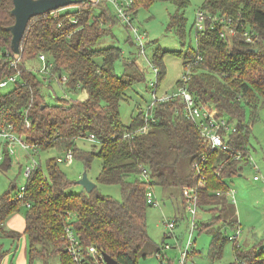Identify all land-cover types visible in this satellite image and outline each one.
Listing matches in <instances>:
<instances>
[{
    "label": "trees",
    "instance_id": "obj_1",
    "mask_svg": "<svg viewBox=\"0 0 264 264\" xmlns=\"http://www.w3.org/2000/svg\"><path fill=\"white\" fill-rule=\"evenodd\" d=\"M107 1L83 0L33 16L20 41V52L16 53L10 29L15 22L13 0H0V82L20 72L11 88L0 86V124L13 125L15 132L38 150L71 149L74 157L83 160L85 171L99 157L102 165L98 181L118 184L122 192V198L115 199L101 193L96 185L91 192L74 193L70 191L72 182L59 167L63 162L58 161L60 156L50 157L46 171L39 164L29 174L23 197L11 195L14 183L0 194V239L7 231L8 219L26 205L24 233L29 238L31 259L40 257L47 264L50 257L57 256L59 264H76L64 237L65 225L70 223L85 245L97 244L121 264H138L139 258L160 249L147 229L146 210L150 205L146 202L147 186L142 180L129 181L130 175L146 167L162 187L193 186L203 175L205 182L199 188L197 205L209 213L217 210L208 220L200 219L196 226L200 229L206 226L212 234L210 264H264L262 240L237 246L227 233L228 228H238V218L233 202L226 195L228 185L223 178L241 172L242 163L230 160L217 174L226 153L204 143L195 124L176 112L180 99L157 103L151 110L155 121L148 131L125 136L127 130L145 124L144 111L125 124L120 102L130 97L137 83L147 81L146 71L132 58L124 62L123 71L118 73L116 62L122 49L115 44L97 45L110 31V25L120 22ZM154 1L132 0L128 8L132 23L138 9ZM174 2L178 8L170 15L169 29L184 35L183 10L188 0ZM204 8L212 14L235 17L241 11L259 34L256 44L250 45L242 39H224L217 27L207 26L196 30V48L173 52L184 64L201 54L202 59L192 69L189 89L198 103L216 108L230 121L236 120L237 128L230 133L229 143L232 149L247 154L254 121L246 120V110L250 108L254 119L260 100L264 101V0H206ZM125 27L129 28L127 24ZM129 39L135 42L131 35ZM252 47H258V51H252ZM41 52L53 63L46 80L27 66ZM167 53L156 48L154 62L149 61L160 68L158 87L165 73ZM63 73L68 75L69 89L74 94L84 93L85 98L68 100L55 94L54 75ZM147 83L151 88L149 80ZM48 98L55 99L49 102ZM92 133L99 147H81L79 140ZM2 149L5 158L2 167L6 169L11 165V156L5 144ZM196 161L201 164L200 170L193 167ZM186 162L188 171L183 168ZM219 220L220 227L216 228ZM9 231L6 236L14 239L21 234ZM228 243H232L234 255L240 261L237 258L220 261ZM1 251L0 247V256Z\"/></svg>",
    "mask_w": 264,
    "mask_h": 264
},
{
    "label": "rangeland",
    "instance_id": "obj_2",
    "mask_svg": "<svg viewBox=\"0 0 264 264\" xmlns=\"http://www.w3.org/2000/svg\"><path fill=\"white\" fill-rule=\"evenodd\" d=\"M125 1L126 0H119V2ZM107 3L110 9L116 12L114 2L108 0ZM205 3L206 0H188L183 10L185 17L184 35L178 34L173 29H169L170 15L178 8L174 0H155L147 7H140L133 19V24L135 27L139 28L141 33L146 35L144 39V54H139L137 42L132 43L130 41V35L134 38L133 32L130 28H126L125 24L122 22L111 24L110 31L98 41L97 45L105 46L115 44L122 49V56L116 62V71L118 73L123 71L124 62L126 60L130 61L132 58H136L137 62L146 71L147 81L150 79L156 80V74L149 64V61L154 62V49L159 48L162 51L168 52L164 57L165 73L160 80L157 94L161 95L165 90H175L179 78L186 71V66L183 63V59L173 52L184 53L192 48H196L197 33L195 27H193L195 13L198 8H204ZM68 6H72V4ZM96 9L100 10L102 7H96ZM27 66L39 77L44 76V74L40 72L42 62L38 57L28 61ZM147 81L145 80L137 83L130 92V97L120 102V113L125 124L131 123L132 116L138 115L141 108L146 109L154 100V88H150ZM12 86L13 84L9 83L6 89ZM52 86L57 96L64 92L59 83L52 82ZM72 97L83 99L85 98V94L79 93L72 95ZM54 99L55 98H48L49 102H52ZM246 120L249 122L254 121L249 136L248 148L250 149L252 159L257 162L264 175L263 100L259 102L257 116L254 119L250 108H247ZM234 122H236V120H234ZM78 144L86 149H95L99 147L98 142L89 138L79 140ZM65 154L66 152H64V150H34L33 148L24 150L20 146L16 147V151L10 154V167L3 169L2 165L5 163V158L0 142V194L10 189L11 183H14L16 187L11 190V195H18L21 186H24L27 182L26 170L34 159L41 165L43 171H46V161L48 158L57 156L64 157ZM101 165V159L96 157L87 170L89 178L96 182L101 193L115 199H121L122 192L120 185L104 184L98 181ZM59 167L72 182L70 191L74 193L86 191L85 188L78 183V179H80L85 171V165L82 159L74 157L72 163L63 161L59 163ZM183 168L188 171L190 168L189 162H186ZM253 175L254 169L250 165H247L241 176H227L223 179L227 185L231 186L236 191V203L234 206L236 208L238 226L241 228L239 243L244 246L252 245L257 240H262V242H264V184L261 180H255ZM141 177L139 173L132 174L129 176V181H140ZM185 187L186 186L183 185L182 189H180L177 186L171 185L166 187H162L158 183L154 185L155 195L159 204L149 205L147 207L148 233L158 246H162L164 242H166L171 247L167 250V255L164 256L163 259L158 257L157 253H152L148 254L146 257L139 258L138 264H162V261L167 264H181L178 259V248L175 246L177 243H181L182 245L186 243L190 235V221H192L193 217V214L188 210L186 205ZM27 209V206L23 205L20 210L7 221L10 226L6 225L7 231L0 239V247L2 248V256H0L1 264H46L40 257L33 259L30 257L29 238L24 233V222ZM206 211L198 208V220H208L212 216L211 214H214L217 210H213L212 213ZM172 221H175V226L171 228L168 226V222ZM220 224V220L217 221L216 228L220 227ZM11 229L21 233L17 239L6 236ZM227 231L229 235H233L236 229L228 228ZM193 238L195 242V251L193 253L191 252V255H195H192L193 257L188 260L187 264H210L211 259L208 256V250L212 234L208 231L206 226L204 229L203 227L202 229L196 227L193 232ZM234 258L235 255L232 243H228L225 246L220 261L230 262L234 261ZM47 264H59V258L57 256L50 257Z\"/></svg>",
    "mask_w": 264,
    "mask_h": 264
},
{
    "label": "built area",
    "instance_id": "obj_3",
    "mask_svg": "<svg viewBox=\"0 0 264 264\" xmlns=\"http://www.w3.org/2000/svg\"><path fill=\"white\" fill-rule=\"evenodd\" d=\"M96 2L103 0H94ZM116 7V14L120 18V22L127 24L128 27L132 30L134 35L135 42L138 43L139 54L145 53V37L146 35L141 33L137 27L132 23V17L130 12L128 11L129 5L132 0H126L125 2H119V0H112ZM76 21V20H75ZM207 26L209 28L217 27L219 29V34L224 39H242L250 45H254L259 38L258 31L248 22L243 13L239 11L238 15L232 16L227 14H212L206 8H198L195 13V28L196 30H203ZM39 60L42 62V68L40 72L44 74V79L46 80L48 76L51 74L50 67L53 65L52 62L49 61L47 54L44 52L39 53ZM202 59L201 54H198L196 59L192 61H188L185 63L186 71L182 74V76L178 80V84L175 90L165 91L161 95H158V74L160 72V68L152 63H149L156 74V80L150 79L149 85L154 88V100L148 105L146 109H142L140 111H144V119L145 124L138 127L136 130H127L125 133L126 137L133 136L134 134L147 132L150 128L151 122L155 121L154 115L151 110L156 106L157 103L167 102L173 99H180L181 105L176 109L177 113L184 115L186 118L190 119L202 137V141L210 146L213 150L223 151L226 153V157L221 162L222 165H219L216 172L220 173L222 166H224L230 160H236L237 162L246 163L250 165L254 169V179L261 180L264 183V175L261 172V169L257 162L252 159L251 153L245 154L241 150H234L230 146V133L236 130V122L230 121L229 117L222 116L218 112L216 108L209 107L203 103H198L195 99L194 94L189 89V80L191 78V72L196 63ZM20 72L12 74L4 78L0 82L1 87L8 86L9 83H14L19 77ZM55 81L59 83L63 88V93L59 95L60 98L75 100L78 97H72V95H76L69 89L70 87L67 85L68 75L67 73H63L61 76L54 75ZM27 124L30 125L31 122L26 120ZM89 139L95 140V135L92 133L88 136ZM0 142L1 145L5 144L8 148L9 153H14L16 151V147H20L24 150H28L29 148H33L34 150L37 147H31L29 143L23 138L22 135H18L13 125L11 124H0ZM74 158L73 151L69 149L65 156L58 157V161H66L68 163H72ZM39 166V163L36 159L33 160L32 164L26 170L27 177L29 174ZM201 164L196 161L193 164V167L200 170ZM200 173V172H199ZM139 174H141V180L147 186L146 189V202L150 205L159 204L158 199L155 195L154 185L156 184V177L152 174L151 170L146 167H143ZM205 180L203 175H201L198 179L196 185L186 186L184 188V193L186 196V205L188 210L193 214L192 221H190V235L187 239L186 243L182 245L181 243L176 244V248H178V256L181 264H187L192 248L195 246L193 232L196 229L198 220V205L197 198L199 188L204 184ZM25 185L21 186L20 191L18 193V197L21 198L24 196ZM236 191L229 186L226 194L231 197L232 202L236 203L235 197ZM169 227L175 226V221L168 222ZM173 234V233H172ZM241 234V228L238 226L236 232L231 235V238L235 241L237 246H240L239 236ZM67 242V250L70 254L72 260L76 264H106L102 255V250L99 249L97 244H89L85 245L78 234L75 232L73 226L68 223L65 225V235ZM193 246V247H192ZM170 245L166 242L160 249L156 252L158 257L163 259L164 256L167 255V250L170 249ZM235 258L239 261L240 259L235 254ZM162 264H167L162 261Z\"/></svg>",
    "mask_w": 264,
    "mask_h": 264
},
{
    "label": "water",
    "instance_id": "obj_4",
    "mask_svg": "<svg viewBox=\"0 0 264 264\" xmlns=\"http://www.w3.org/2000/svg\"><path fill=\"white\" fill-rule=\"evenodd\" d=\"M81 1L83 0H13L14 7L12 9V14L15 16V22L10 26V29L12 32V48L14 52H20V41L29 20L33 16ZM251 50L256 52L258 51V47H252ZM48 95L51 96L52 92L50 91ZM78 183H80L87 192H91L97 185L96 182L89 178L87 171L83 172L80 179H78ZM102 255L106 264H121L106 251H102Z\"/></svg>",
    "mask_w": 264,
    "mask_h": 264
},
{
    "label": "crops",
    "instance_id": "obj_5",
    "mask_svg": "<svg viewBox=\"0 0 264 264\" xmlns=\"http://www.w3.org/2000/svg\"><path fill=\"white\" fill-rule=\"evenodd\" d=\"M177 84H178V82H177ZM165 91H170V90H165ZM165 91H164V92H165ZM246 166H247L246 163H242V171L239 172V173L237 174V176H238V175H240V176L242 175L243 170L245 169ZM226 177H227V176H226ZM223 179H224V178H223ZM263 184H264V183H263ZM226 185H227V184H226ZM228 188H229V185H228ZM226 195H227V194H226ZM227 196H228V195H227ZM228 198L230 199V201H232L230 196H228ZM233 204H234V203H233ZM7 225L10 226V224H9L8 222H7ZM24 226H25V222H24ZM156 245H157V244H156ZM0 264H1V263H0Z\"/></svg>",
    "mask_w": 264,
    "mask_h": 264
}]
</instances>
